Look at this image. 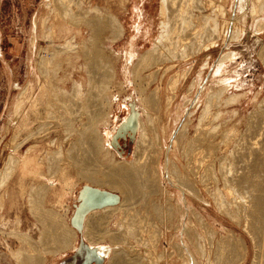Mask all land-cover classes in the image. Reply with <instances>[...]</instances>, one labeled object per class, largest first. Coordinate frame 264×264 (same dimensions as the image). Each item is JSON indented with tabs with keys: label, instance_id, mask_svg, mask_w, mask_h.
Returning a JSON list of instances; mask_svg holds the SVG:
<instances>
[{
	"label": "rangeland",
	"instance_id": "obj_1",
	"mask_svg": "<svg viewBox=\"0 0 264 264\" xmlns=\"http://www.w3.org/2000/svg\"><path fill=\"white\" fill-rule=\"evenodd\" d=\"M60 1L67 2V9L69 7L70 11H68L73 16L75 13V16L80 15V13L93 16L98 12L103 17H107V15L115 17L124 27V34L113 43L112 40H108L110 38L102 36L93 45H89L87 43L89 29L82 24L77 25L75 23L74 26H70L71 32L68 36L54 37L55 35L50 30H52L54 17H57L60 11L56 9L59 6L55 1L54 3L53 0H0V138L2 139V141L0 139V170L11 154L18 158L19 162L20 158L28 152L29 141H26V144L21 146L22 148H18L17 145L25 136L16 137V141L12 142L14 128L10 125L8 128L9 122H7L9 106H11L16 94H19V90L15 87L16 84L21 88L25 86L29 68L35 69L36 60L42 56L46 58L44 80L47 79L52 88H55L50 92L56 93L55 95L58 96L55 100V95L51 93L53 96L50 95L51 101L47 103L50 106L46 105L47 107L43 106L38 110L45 119L42 122L43 130L41 131L46 128L48 132H45L46 130L45 133L40 131L31 140V143L37 144L35 150L33 149L34 152L30 153L32 163L29 162L23 170L17 165L5 185L0 187V197L2 198V195L5 197L3 205H1L2 201L0 200V264H30L26 261L36 258V256L40 257L38 264L58 262L55 258H58L60 253H53V249L56 247L52 244V239L41 237L46 225L36 221V215L30 212V208L34 207L35 204L29 202L28 195L20 197L14 190V184L17 176L24 173L23 175L26 176L24 178L25 185L30 187L29 193L34 188L43 194L42 198L36 201V208L43 213H59L65 228L70 230L71 227L68 228L67 218L73 211L72 204L75 202L76 190L79 191L86 184L96 186L92 182L80 179L78 176L79 169L86 176L101 179L104 184L101 189L110 190L119 195L121 199V204L117 208L95 210V216L93 215V219L98 222L97 231L93 232L94 241L111 246L115 242V245L122 248L120 250L123 251L124 255L126 254L123 256L126 261L122 259L123 261L121 260L117 264H234L235 261L233 260L238 259L242 254V247L248 249V260L243 264H250L249 261L255 248H253L254 242H252L253 229L242 216H239L237 223L223 212L225 208L219 203L223 202L227 206L230 202V194L234 192V189L230 184L219 181V166L220 164L224 166L228 172L226 176L233 178L234 170H237L241 161L242 148L247 144L244 142L251 141L259 127L261 118L264 116V54L260 51L264 43V31H255V22L261 16L257 14L251 19L253 21H246L245 24L242 23L241 16L238 17L237 23L235 21L236 26L245 31L239 38L231 40H227V38L223 44L218 41V46L212 50L199 51L185 58V50L181 48L184 41H179L184 38V35H181L177 29L173 34L164 36L166 28L160 30L159 24L156 25L158 0H128L120 8L117 2L119 0ZM196 2H200L201 5L198 7ZM214 2L223 8L225 23L229 25L228 28L230 29L236 9V0H215ZM69 3H72L71 6L68 5ZM211 12L212 6H208V0H187L181 6L179 12L181 17L179 18L184 21L192 18V23L197 25L196 17ZM33 22H37L34 29ZM158 23L160 22L158 21ZM167 26L168 24H166ZM146 31L148 33L143 36L142 33ZM77 33L80 34V37L70 40ZM199 39H196L195 42L201 43L203 41L201 38ZM176 40V44L179 42L178 47L175 45ZM173 42L174 44H172ZM84 44H88L87 47L90 46L87 54H82L83 50L81 49H83ZM157 46L160 48L158 47V49ZM129 48L138 49L139 55L136 56L135 60H132L133 63L129 66L130 75L124 79L123 69L127 67L124 51ZM149 50L150 53L147 52ZM229 51L234 52L235 56L227 66L226 71L231 75L236 71L240 75L239 78L236 76L240 85L227 88L222 94H213L216 98L211 107L209 105V100L213 96L211 93L218 88L210 79L211 66L219 56L225 55ZM146 53L151 55L150 63L148 62L147 66L138 70V73L132 77L131 71L137 62V57ZM207 58H209L210 69L203 74L202 65ZM226 58L229 56L226 55ZM87 62L92 64L94 72L106 75L105 83L107 86H104L105 90H103L102 97L109 99L112 95L114 102L108 111V113H113L112 120L108 116L104 117L105 119L101 120L94 129L92 128L93 131L88 141L85 142L83 126H85L87 119L84 118L83 113L91 112L94 105L97 104L93 101L95 98L92 97L95 92L86 94L89 73L87 72ZM172 63L176 66L167 71L166 67ZM188 66H191V69ZM164 68L167 72L164 71ZM199 74L203 76L202 90L193 92L189 86L194 85ZM37 76L43 77L38 70ZM41 80L44 83V80ZM172 80L176 81V89H171L170 84H168L172 83ZM75 83L80 85V90L79 87L78 89L74 88ZM73 89H76L77 92L74 93ZM153 89L159 91V98L153 99L154 102L155 100L158 102L153 103L156 104L153 106L152 101L150 104L153 109L149 104L148 107H145L143 115H139V118L140 123L147 128V121L153 116V122L150 120L152 127L155 128L159 140H162L163 143L160 145L154 140L151 150L144 154L143 163L138 164V166L148 167L145 173L146 178H137L131 184L132 189L127 192L122 189H112L108 186V182L116 181L114 177L98 174V169L106 167L107 164H128L121 160L128 162L132 160L135 141L128 146L129 154L120 157L111 147H108L109 151L103 149L101 141L99 150V132L103 127H107V131L110 132L114 125L122 119L126 110L128 113L127 104L130 102L134 103L136 111L139 113L136 101L133 99L134 95L139 96L143 92L144 97H150V93L155 91ZM136 91L137 93H135ZM63 92L68 93V96L60 100ZM209 92L210 95H208ZM192 98L195 101L189 107L188 99ZM208 101L209 103H207ZM122 104L126 108L119 107ZM188 107V112H193L189 117L185 113ZM50 111H55V113L48 114ZM46 115L50 118L52 116V118H47ZM146 117L149 119L147 120ZM185 120L187 122L184 138L182 137L178 141L180 143L177 142L178 144L173 146L174 132L180 129L182 121L185 122ZM50 122L54 124L51 125ZM44 123L48 125L50 123L51 128L47 124L44 128ZM92 142L93 150L97 151L89 153L87 148ZM154 146L157 148L154 149ZM13 147L15 148L12 149ZM217 148L220 149L217 151ZM43 157L46 159V163L36 164L40 158L44 159ZM73 158L80 161L81 166L71 165L74 162L71 160ZM151 161L153 164L149 165ZM169 161L179 167L181 175L194 182V193L199 198L189 196L187 192L173 188L167 176H163L165 169L169 167L167 165ZM95 163H98L99 166H95ZM39 166H42L41 169L43 170L46 168V172L56 175L57 172L55 171L59 169V173L64 167L71 182L78 183L75 193L73 192L70 196V207L61 208L56 207L55 204H43V197L48 193L36 184H29L28 177L29 172ZM67 197L65 196V198ZM9 199L11 202H14L15 199L20 210L15 211L16 208H12L13 210L9 208ZM185 201L187 205L184 204ZM185 206L186 210L184 209ZM227 209L229 212L232 211L231 205L228 204ZM58 210H63L64 213L58 212ZM16 212H21V216H18L19 214ZM183 214L185 220H188V228L182 230L181 226L178 225L180 216ZM20 234L26 235L25 239L29 242L24 243L25 241L21 239L24 236ZM77 238L78 241L79 236ZM195 238L198 240L194 241ZM226 240L228 244L229 241L232 242L228 245L227 242H224ZM223 244L228 247L224 248L225 251L228 249L229 252L231 248V254H227V251L224 252V249H221L222 246L224 247ZM20 251L23 256V263L16 258V252L19 253ZM63 252L67 255L65 258L73 254L69 253L68 250ZM224 253L229 258L232 254L235 257L232 256L233 260L228 259ZM112 256L111 254L109 258ZM109 258L103 263H109Z\"/></svg>",
	"mask_w": 264,
	"mask_h": 264
},
{
	"label": "bare ground",
	"instance_id": "obj_2",
	"mask_svg": "<svg viewBox=\"0 0 264 264\" xmlns=\"http://www.w3.org/2000/svg\"><path fill=\"white\" fill-rule=\"evenodd\" d=\"M54 1L59 6L58 8H56V7L55 8L60 10L59 15H57V17L59 19L56 16L54 17L52 27H51L52 30H50V32L53 33V35H55L54 37H66V36H68V34L71 32L70 26H74L75 23L77 25L82 24L87 29H89V36H88V40H87V43L89 45H93L94 42L99 40L102 36H105L104 38H106V37L110 38L108 40H110V41L112 40V43H113L116 39H119L124 34V27L116 20L115 17H113L111 15H107V17H103L102 15H100V13L97 12L98 11L97 10L96 11L97 14L93 15V16H91V15L88 16L87 13L81 14L80 12H79L80 15L77 13L78 15L75 16L76 15V13H75V15L73 16V14H71L69 12L70 11L69 7L67 9V5H66L67 2L64 1L65 2L64 3L60 0H53V2ZM127 1L128 0L117 1L118 7L120 8V6H123L125 4V2H127ZM186 1L187 0H158V9H156L157 10L156 25L159 24L158 27L160 30H162L163 28L164 29L166 28V34L164 36H168V35L173 34L175 32V30H177V29L181 32V35H184V38L180 39L179 41L180 42L184 41V44H182L183 47L181 46V48L183 50H185V54H184L185 58H188L191 55H194V53L199 52V51H207L210 49L212 50L213 48L218 46L217 45L218 41H220L221 44H223L227 38H228L227 40L239 38L241 36L242 32L245 33L244 29L241 30V29H239L238 26H236V23H237L236 20L238 17L240 18V16H241L242 23L245 24L246 21L253 19L257 14H259V16H261V17L259 18L258 21L255 22V31L256 32H263L264 31V0H236V5H235L236 9H235V13L233 14V19H232V22L230 25V29L228 28L229 25L227 23H225V19H224L225 13L223 11V8H220L219 5H217L214 2L215 0H208V6H212V12L211 13L201 14L199 17L195 18V20H197V25H195L196 23L195 24L192 23V20H193L192 18H190V20H187V21H184L182 18H179V17H181L179 14V12L181 11V6ZM70 4H72V3H69L68 5H70ZM196 5L199 7L201 5V3L196 2ZM170 7H171V10H170ZM172 8H173V11H172ZM158 21L160 23H158ZM235 21H236V23H235ZM251 21H253V20H251ZM35 23L37 24V22H33V29L35 28L34 27ZM166 24H168L167 27H166ZM182 32H183V34H182ZM147 33H148V31L143 32L142 35L146 36ZM74 35H75V37L72 36V39L70 38V40H73V38L77 39L78 37H80L79 33L74 34ZM199 38H201L203 41L201 43L200 42L196 43L195 41L200 40ZM70 40H69V42H70ZM67 41L68 40H66V42ZM176 43H177V40L175 41V45L178 47L179 42H178V44H176ZM88 44H86V45H88ZM172 44H174V42ZM69 45L71 46V44H69ZM86 45L84 44L83 49H81V50H83L82 54H84V53L87 54L89 51L90 46L87 47ZM226 45L229 46L228 44H226ZM85 46H86V48L84 49ZM160 46H157V48L158 47L160 48ZM225 50H226V48H225ZM260 51L264 54V43L262 44ZM147 52L150 53V50ZM138 53H139L138 49H133V50L131 48L125 49L124 59H125L127 67H125V69H123V73H124V77H125L124 79L127 78V75H130L129 66L131 63H133L132 60H135L136 56L139 55ZM148 54L146 53L142 56L137 57V62L133 65L134 67H133V70L131 71L132 77L138 73V70H141L142 68H144L145 66H147L150 63L151 55L150 54L148 55ZM167 54L168 53L166 52V55ZM171 54H172V52H171ZM226 55H228L229 58H226ZM169 56H170V54H169ZM234 56H235V53L232 51H229L227 54H225V55L222 54L221 56H219V58L213 62V66H211V73H210L211 78L210 77L209 78L211 79V81L214 82L215 85L218 86V88H217V90H215V92H212L211 95L222 94L224 91H226L227 88L230 89L232 87H238L240 85L237 81V79L240 77V75L237 74L236 71H234L232 75L228 74L226 71L227 66L230 64L231 60H233ZM160 58H162V57H160ZM45 59L46 58H44L43 56L41 58H39L38 60L35 59L36 60L35 69L33 67L29 68L28 77H27L28 79H27V82L23 88H21V86L19 87V85H17V84H16V86L14 85L19 90V94L18 95L16 94V97L13 100H12V98H10L12 100V102H11V106H9L10 109H9V115H8V120H7V122H9V124L7 122L6 123L8 124V128H9V125L12 128H14V131H13L14 135H12L14 139L12 140V142H14L16 137L21 138V136H23V137L25 136V138H22L23 140L21 142L20 141L18 142L19 144H17V143L16 144L18 145V148H19L22 145H24V143L26 141H29V147H28V152H26L27 154L23 155L20 158L19 162H18V158H15L13 156V154H11L8 157L6 162L3 164L2 169L0 170V187L5 185L8 178L12 175V173H14V168L16 169L17 165H19V167H21V169L23 170L29 162L32 163V161H31L32 156H30V153L34 152L33 149L37 146V144L34 145L33 143H31V140L35 138V135H38L40 133V131L43 130L42 122L45 121L43 114L39 113L38 110L43 106L47 107L46 105H48V107H49L50 105L47 104L49 101H51L49 97L56 94V93L53 94V92H50V91H52V89L54 90L55 88H52V85L50 84V82L47 79L44 80V78H45L44 74L46 73V70L44 69ZM161 61H162V59H161ZM86 64L88 65V66L86 65L88 70H87L86 66H85V68H86L87 72H89L88 78H87V88L88 89H87L86 94L89 95V94L95 92V94L92 95V97L95 98L93 101H95V103H97V104L94 105L91 112H84L83 113L84 118L86 117V119H87L85 126H83L84 131H85L83 133V135H84L83 137L85 138V142L88 141L89 136H90L91 132L93 131V129L96 127V125L101 120L105 119L104 117L108 116V118L112 120L113 113L112 112L108 113V111L114 102V98L112 95L110 96L109 99H107V98L104 99L105 98L104 96H103L104 98L102 97L103 90H105L104 86L105 87L107 86V83H105L106 82V75L101 74V73L97 74V72H94V70L92 69V64L90 62H87ZM175 66L176 65L172 63V64L168 65L166 67V69H167V71H169V70H172V68H174ZM190 67L191 66H188V68H190ZM36 68L40 72V74L43 75V77L41 76V78H40L39 76H37ZM166 69L164 71H166ZM208 69H210L209 58H207L206 60L203 61V65H202V70H204L203 74L206 73V71ZM95 71H97V70H95ZM213 71H214V73H212ZM99 72H100V70H99ZM154 72H155V70H154ZM96 74L99 76L97 77ZM155 74H157V72H155ZM150 76H151V74H150ZM155 76H157V75H155ZM202 77H203L202 74H199L197 77L198 80L194 82V85L191 84L192 86H189V87H191L190 88L191 91L197 92L199 90V92H200L202 90L201 89L202 88V81H203ZM153 78H155V77H153ZM41 79L44 80V83H42ZM173 79H175V78H173ZM153 81H155V79H153ZM153 81H152V83H153ZM167 81H168V78H167ZM167 81H166V84H167ZM150 83H151V80H150ZM146 84H148V83H146ZM168 84H170L171 89H174L176 87V81L175 80H172V83H168ZM75 87L77 89L79 87V90L81 88L80 85L77 83H75L74 88ZM153 90H155V89H153ZM56 92H58V91H56ZM73 92L76 93L77 92L76 89H73ZM186 92H188V91H186ZM63 93H62V96H60V98H61L60 100H62L64 97L68 96V93L65 92L64 95H63ZM135 93H137V91ZM142 93H140L139 96L134 95V98H133L136 101V106H137L139 113H140L139 114L137 111L138 118H139V115H141V116L143 115V111H144L145 107H148V105L153 101V99L159 98V91L158 90H155L154 92H152L153 96L155 98L152 96V93H150L151 98L149 96L144 97V94H142ZM196 95H194L195 99H197ZM208 95H210V92L208 93ZM56 96L57 95L54 96L55 100H56ZM215 98L216 97L214 95L211 96V99L209 100L210 103H209V101L207 103H209V105H211L212 103L214 104ZM192 99H188L189 107H191V103L195 101V99H193V100ZM58 101H59V99H58ZM155 102H158V101L155 100ZM155 102L153 101L151 104H153ZM168 102H169V100H168ZM154 105L156 106V104H153V106ZM85 107H87V106H85ZM119 107L126 108V106L124 104L120 105ZM166 107H168V106H166ZM189 107L187 109V112H185L186 114H188V117L191 115V113H193L192 111L188 112ZM211 107H212V105H211ZM151 108L153 109L152 105H151ZM156 109H157V107H156ZM53 112L55 113V111H53ZM53 112L50 111L48 114L53 113ZM126 114H128L127 110L123 114L122 119L118 122V124L122 120L125 119V117L127 116ZM146 114H147V112H146ZM56 115H58V114H56ZM147 115H149V114H147ZM46 116H48V115H46ZM47 118H50V117L48 116ZM51 118H52V116H51ZM146 119H147V117H146ZM150 120L151 121L153 120V116L151 117V119L148 120L149 122L147 121L148 125L146 128V126L144 127L142 125V123H140L141 122L140 118L138 119V128H137L138 132H136V136H135V140H134L135 144H134V148L132 151V160L130 162H128L127 160H121V161H125L128 164H125V165L107 164L106 167H100L98 169V174L111 175L114 177V180H116V181H114L112 183L108 182V186H110L112 189H122V190H124V192H127L129 189H132L131 184H133L137 180V178H140V179L146 178L145 173H146V170L148 167L147 166H138V164L143 163L142 160L144 158V154H146L149 150H151V146L153 145L152 142L154 140H155V142L160 143V145H162V143H163L162 140H159V137L155 131V128L152 127L151 123L153 121L151 122ZM186 122H187L186 120H185V122L182 121L180 129L178 131L174 132V135L172 138L173 146L180 143L178 141L181 140L182 137L184 138V134L186 133L185 132ZM50 123H49V125H50ZM52 123H51V125H52ZM46 124L45 123L43 124V125H45L44 128L46 127ZM116 124L114 125L112 130H110V132L107 131V129H108L107 127H103L101 132H99V150H100V141H101V143L103 145L102 146L103 149H106L107 151H109L108 147H111L110 146V137L112 134H114V132L118 126V124H117V126H116ZM49 125L47 124V126H49ZM40 126H41V128H40ZM53 129H51V130H53ZM45 130H46V128L44 129V131ZM44 131H41V132H43V133L48 132L47 130L45 132ZM5 133H4V135H5ZM8 134H9V132H8ZM45 135H47V134H45ZM5 138H6V136H5ZM201 139L203 141V137ZM206 139H208V138H206ZM1 141H2V139H1ZM1 141H0V145H1ZM244 143H247V144L245 146H243V148H242L243 152L240 155L241 161H240V164H239L237 170H234L233 178L232 177L228 178L226 176L228 172L224 169V166H222L220 164L221 162L219 163L220 164V166H219V181L220 182L223 181L224 184H226V183L230 184L232 186V188L234 189V192H231V194H230V200H229L230 202L228 203L226 201L229 205H231L232 211H230V212L228 211V209H227L228 204H227V206L223 202H221L219 204L225 208V211H223V212H225L227 214V216L230 217L231 220L236 221L238 223V220L240 218L239 216H242V218L250 224L251 228L253 229V231H252V242H254L253 248L254 247L255 248H254V251L252 253V257H251V260L249 261V263L250 264H264V116H263V118H261L259 127L257 128L256 132L252 136L251 141L249 140V141L244 142ZM90 145L87 148V151H89V153L97 151V150H95V151L93 150V146H94L93 142L90 143ZM14 146H15V144H14ZM157 146H158V144H157ZM14 148L15 147H13L12 149H14ZM156 148L157 147L154 146V149H156ZM219 149L220 148H217L216 150L218 151ZM159 150H160V148H159ZM11 151H13V150H11ZM14 152H15V150H14ZM220 152H222V151H220ZM96 155H98V154H96ZM34 158H35V156H34ZM48 159H47V162H48ZM71 160L74 161L71 165H74L76 167L81 166L80 161H78V160L76 161V160H74V158ZM100 160H98V161H100ZM45 161H46L45 158L44 159L40 158L38 160V162H36V164L39 163L40 165H42L41 163H46ZM151 164H153L152 161L149 165H151ZM167 165L169 167H167V169H165L166 170L165 174H163V173L162 174H163V176H167L169 182H171V184H172V187L177 188L181 191L187 192V194H189V196L199 198L194 193V189H193V187H194L193 183L194 182L190 178L184 177L183 175H181L180 169L178 166L175 165V163H170V161H169L167 163ZM95 166H99V164L95 163ZM41 167L42 166H39L38 168L36 167L32 172H29V175H28L29 181H30L29 184L31 182L33 184H39L38 187L40 189H42V190L45 189L46 193H49L50 195L54 196L55 199L53 202H54L56 207H61V208L67 207V206L70 207L69 206L70 196H72L73 192L76 190L78 183L71 182V180L68 176V173H67V171H65L66 169L64 167L59 171V173H58L59 169L57 171H55V172H57V175L55 173L51 174L49 172H45V170L41 169ZM78 173H79L78 176L80 179L94 183L96 185L95 188L101 189V187L104 185L102 183L101 179H99V178L96 179L95 177L86 176L82 173L81 169H79ZM23 174L21 173L18 176V178L16 179L15 184H14V190L17 191V194L20 195V197L23 195H25V196L28 195L29 202L35 204L34 207L30 208V212L32 214L36 215L35 216L36 221L40 222L42 225H46V228H44V230L42 231L43 233H42L41 237H43L45 239H49V240L52 239V241H53L52 244L55 245V247H56L53 249V251H54L53 253H60L58 258H62L65 255V253L63 251L68 250V249H70V251H73L76 248V244L78 242L77 241V239H78L77 238L78 237L77 231L73 227L69 226L70 223H68L70 220V217L72 216L73 211L70 212V214L67 218L68 228L71 227L70 230L65 228L64 223L62 222V218L60 217L61 215L59 213L50 214V213L40 212L36 208L37 207L36 201L38 199H41L43 194L41 193L40 190H38V189L35 190L34 188L29 193L30 187H28V185L27 186L25 185L24 178L26 176H24ZM35 181L38 183H34ZM86 185L91 186L89 184H86ZM76 192H78V189L76 190ZM110 192H112V191H110ZM65 196H68V197L65 198ZM4 198L5 197L2 195V198L0 199L2 201L1 205H3ZM120 204H121V199L117 205L104 207L100 210L102 211V210H107V209L108 210L114 209V208H117L118 206H120ZM184 204L187 205L186 201ZM20 205H21V203H20ZM8 206L11 209L16 208L15 211L20 210L18 208V203H17V201H15V199H14V202H11L9 199ZM5 209H6V207H5ZM184 209L185 210L187 209L186 206ZM72 210H73V208H72ZM94 211L95 210H93V212L91 211L90 213H88L84 218V221L82 224V230H81L82 238H83L84 242H86L89 246L95 247L97 249L98 253L104 258V261L106 259H108L111 254L113 255L111 258H109L110 260H109V263H107V264H117V263L121 262L122 259L123 260L125 259V258H123V256H125L126 254L124 255L123 251L120 250L122 248H120V246H118V245H115V242L113 243L114 245L111 246L110 244H99L98 242L94 241L93 232L95 233V231H97V223H98L96 221V219L95 220L93 219V217L95 216ZM16 214H19V212H16ZM238 214H240V215H238ZM16 217H17V215H16ZM185 219L186 218H184V214L180 216L178 226H181L182 230L184 228L185 229L188 228V220L186 221ZM189 224H190V221H189ZM192 228H190V229H192ZM198 232L200 234V231H198ZM20 235H23V234H20ZM74 235L76 236V242H68V240L70 241L72 236L74 238ZM186 235H187V233H186ZM195 235H193V236L195 237ZM25 236L22 237L21 239H23L25 241L24 243H27L29 241L27 239H25ZM188 238H189V236H188ZM198 238H199V236H198ZM207 238H208V236H207ZM65 240L67 242H63ZM197 240L195 238L194 241H197ZM224 242H227V244H228L227 240ZM230 242H232V241H229V244H230ZM222 247H221V249H224V248L226 249L227 246L224 245V247L223 248ZM242 248H241L242 254L238 257V259L233 260V257H235V255H233V254H232L233 257L231 256L232 258L231 257L229 258V256L227 255L230 253L231 248H230L229 252L227 251L228 250L227 249L226 250L227 254L225 255V253H224V255L228 256V259L235 261L234 264H243L248 260V249H247V247H242ZM225 249L223 250L224 252H226ZM45 252H47V251H45ZM16 253H17L16 258H18L19 261H22V263H23L24 260H23L22 252L20 251L19 253L18 252H16ZM231 253H232V250H231ZM39 261H40V257L36 256V258L34 257L31 259H28L26 261V263L28 262L30 264H38ZM124 261H126V260H124ZM190 261H191V259H190Z\"/></svg>",
	"mask_w": 264,
	"mask_h": 264
},
{
	"label": "water",
	"instance_id": "obj_3",
	"mask_svg": "<svg viewBox=\"0 0 264 264\" xmlns=\"http://www.w3.org/2000/svg\"><path fill=\"white\" fill-rule=\"evenodd\" d=\"M127 106L129 108L127 116L118 124L114 134L110 137V146L120 157L129 154L130 150L127 149L125 152V147L127 144L134 143L138 128V113L134 103L130 102ZM119 201V195L107 190L88 185H83L79 189L75 202L72 204L73 213L69 220L70 226L80 235L78 245L70 256V260L75 264H103L104 258L97 249L83 241L81 237L82 224L85 216L91 211L115 206Z\"/></svg>",
	"mask_w": 264,
	"mask_h": 264
},
{
	"label": "crops",
	"instance_id": "obj_4",
	"mask_svg": "<svg viewBox=\"0 0 264 264\" xmlns=\"http://www.w3.org/2000/svg\"><path fill=\"white\" fill-rule=\"evenodd\" d=\"M47 171V169L45 168V172ZM18 177V176H17ZM29 177V176H28ZM32 183V182H31ZM36 183H38V182H36ZM33 184V183H32ZM36 185H39V184H36ZM91 186H93V185H91ZM94 187H96V186H94ZM54 199H55V197L54 196H52V195H50L49 193L48 194H46L44 197H43V204L44 205H54ZM58 212H62V213H64L63 212V210L61 211V210H58ZM19 216H21V212H19ZM20 219H21V217H19ZM78 234V233H77ZM78 236H80L79 234H78ZM81 237H82V234H81ZM76 238V237H75ZM75 238H71L70 239V241L68 240V242H76V239ZM73 239V240H72ZM75 239V240H74ZM83 239V238H82ZM84 241V240H83ZM63 242H67L66 240L65 241H63ZM68 251H69V253H72V251H70V249H68ZM67 255L65 254L62 258H55V260L56 261H58V262H55L54 264H75V262H73V261H71L70 260V257H68V258H65Z\"/></svg>",
	"mask_w": 264,
	"mask_h": 264
},
{
	"label": "flooded vegetation",
	"instance_id": "obj_5",
	"mask_svg": "<svg viewBox=\"0 0 264 264\" xmlns=\"http://www.w3.org/2000/svg\"><path fill=\"white\" fill-rule=\"evenodd\" d=\"M129 145H130V144H127V146L125 147V152L127 151Z\"/></svg>",
	"mask_w": 264,
	"mask_h": 264
}]
</instances>
